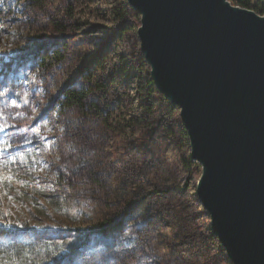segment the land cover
<instances>
[{
	"label": "rangeland",
	"instance_id": "1",
	"mask_svg": "<svg viewBox=\"0 0 264 264\" xmlns=\"http://www.w3.org/2000/svg\"><path fill=\"white\" fill-rule=\"evenodd\" d=\"M258 1L264 2L252 6ZM119 3L43 0L38 9L0 0V125L7 121L0 132V165L7 167L0 175L11 177L0 182V264H112L114 258L125 264L124 257L166 264L160 255L175 264H232L197 196L202 168L192 161L180 108L154 87L137 34L140 19L138 27L114 34ZM69 11L66 58L49 71L32 69V53L47 48L42 39L53 33L49 18L70 22ZM84 76L103 86L92 95L102 116L90 114L80 125L76 111L60 110L59 96ZM78 167L84 169L75 176ZM93 183L99 196L92 194L88 207L75 204L73 186L89 195ZM123 185L122 199L131 205L118 215L130 222L113 255L105 248L111 233L98 223L110 218L106 204ZM98 231L101 238L94 237ZM132 240L146 252L129 251Z\"/></svg>",
	"mask_w": 264,
	"mask_h": 264
},
{
	"label": "water",
	"instance_id": "2",
	"mask_svg": "<svg viewBox=\"0 0 264 264\" xmlns=\"http://www.w3.org/2000/svg\"><path fill=\"white\" fill-rule=\"evenodd\" d=\"M155 89L180 108L197 196L232 264H264V15L229 0H127Z\"/></svg>",
	"mask_w": 264,
	"mask_h": 264
},
{
	"label": "trees",
	"instance_id": "3",
	"mask_svg": "<svg viewBox=\"0 0 264 264\" xmlns=\"http://www.w3.org/2000/svg\"><path fill=\"white\" fill-rule=\"evenodd\" d=\"M26 5L30 6L31 8H38L40 9L43 6V0H21ZM233 5L240 6L247 9H252L255 12H259V14L264 15V2L258 1L256 5L252 6V0H229ZM120 6H122L123 9L119 13L116 14V22L118 23V29L114 31V34L117 30H121L124 33H127L128 31L134 29L135 27H138L139 25V19L140 16L128 5L127 0H120ZM68 22L66 19H55V18H49V24L50 27L53 29V33H50L47 37H43L42 41L47 42L46 45L48 46L45 49H41L40 45L36 52L32 53V62L30 63V66L33 68L40 67L43 70L46 69V71H49L50 67L53 66L54 62L61 63L66 58V53L68 52L70 48V41H71V35H69L70 30V24L71 19H73V15H71V11H69ZM133 17V20H130V18ZM52 22V23H51ZM48 50V51H47ZM20 58V57H18ZM144 59H142L143 61ZM79 75V73H78ZM91 77L84 76L81 83H75V81H70V83L66 84L63 88L60 96H59V102H60V110L63 112L65 110H74L76 111L80 116V125H85L88 123V119L90 114H93L95 118H99L102 116V108L96 104L94 101V98L92 95L98 94L102 89V84L98 83L97 85H94V83L91 82ZM78 84V85H77ZM80 167V166H79ZM76 171L77 174L75 176H78L79 170L84 168H79ZM79 183V182H78ZM94 187L92 186L91 190L89 191L90 194H86L83 192V186L80 184L73 186V189L76 190V198L74 199L75 204H79L81 207H88L90 204L89 199H92V194H95L96 196H99V191L97 189L98 184L93 183ZM125 190V186L123 185L121 188V192H117V195L112 200V203L109 201L106 205L110 207L109 209V217L106 220H103L99 222L100 231H103L105 227H107L108 231L111 233L112 242L105 243L106 250H112L113 255H116L119 253L117 249V242L120 239V235L122 232V229L127 226V218L125 219L124 215H118L128 210L130 207V203H124L122 199V192ZM118 205H122L125 208H117ZM128 205V208H127ZM118 213H113L115 210H118ZM113 213V214H112ZM116 215V216H115ZM143 224H141L140 227H142ZM52 230V228H50ZM141 232V230H140ZM93 235V234H92ZM95 235V236H94ZM95 238H101V235L94 233ZM54 236V235H52ZM139 240L131 241L132 244L129 248V251H137V252H146L142 247H138ZM138 247V248H137ZM136 252V254H137ZM138 255V254H137ZM130 256V255H128ZM163 261H165L166 264H175L173 263V259L168 256H162ZM106 257V255H105ZM102 261L103 263H106V260ZM136 258V257H135ZM134 258V259H135ZM139 258V257H138ZM118 260L120 258H114L113 261H111L112 264H118ZM125 264H139L137 260H128L126 257H124Z\"/></svg>",
	"mask_w": 264,
	"mask_h": 264
},
{
	"label": "snow or ice",
	"instance_id": "4",
	"mask_svg": "<svg viewBox=\"0 0 264 264\" xmlns=\"http://www.w3.org/2000/svg\"><path fill=\"white\" fill-rule=\"evenodd\" d=\"M15 103V102H13ZM0 118H3V113L0 112ZM7 124V121L5 120V125ZM5 125H0V132H4L6 129H5ZM5 144H7V141H4ZM4 152V149H0V160H3L4 157L2 155V153ZM8 159H11V158H8ZM0 167H7V163H3L2 165H0ZM5 179H11V177H4L3 175H0V182H3V180Z\"/></svg>",
	"mask_w": 264,
	"mask_h": 264
}]
</instances>
